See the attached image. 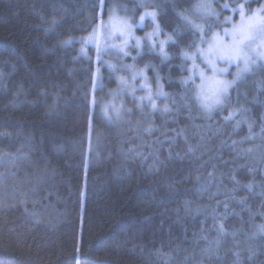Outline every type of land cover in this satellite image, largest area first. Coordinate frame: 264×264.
<instances>
[{"label":"trees","instance_id":"1","mask_svg":"<svg viewBox=\"0 0 264 264\" xmlns=\"http://www.w3.org/2000/svg\"><path fill=\"white\" fill-rule=\"evenodd\" d=\"M141 1L104 0L101 17V0H0V264H264V70L203 112L179 81L197 0H154L176 41L136 61L169 110L133 102L113 121L93 104L116 81L93 89L79 39L116 7L135 22Z\"/></svg>","mask_w":264,"mask_h":264},{"label":"rangeland","instance_id":"2","mask_svg":"<svg viewBox=\"0 0 264 264\" xmlns=\"http://www.w3.org/2000/svg\"><path fill=\"white\" fill-rule=\"evenodd\" d=\"M215 1L216 0H197L193 3V7L180 13L181 18L183 16L188 19L185 20L182 18V24L179 26V31H183L185 28H191L194 31L196 30L198 42L193 50L184 49L181 52L180 56L182 57V60H184L182 70L184 72V76L180 77L179 81L183 83L185 88H189V86L190 88H193L196 97L197 92L200 90L199 86L201 85H203V90L206 94L212 95L219 87L217 83L218 81H234L231 85V87H233L237 83L243 81L246 76H251L252 73L258 75L264 70V30L259 29L256 18H254V22H257V29L253 31L251 39L247 40L245 44L241 46L243 54L246 55L249 60L248 70H244L245 62L243 58L239 60L232 59L231 61L219 58V56L224 53L234 54L232 32L234 25H240L241 23V12L239 10L241 5L244 6L247 20V17H252L254 13H258V16H264V12L258 11L264 8V0L259 8H255L249 13L247 12L245 5L248 0H243V2L238 5L235 3L232 5L226 2L225 4L228 5V8L225 9L222 7L223 12L228 11L226 15L221 14L223 12L215 6ZM142 3L144 4L143 10L135 22L130 16H128L129 13H125L126 15H124L122 14L123 12L119 13V9L117 7L113 8L105 20L100 21L88 35L79 39L78 42L81 49H84V55L85 53L90 55L91 49L95 54V56H93V60L96 65L92 80L93 89L98 90L103 88L105 77L108 79L114 78L116 81L115 87H107L103 92L92 94V100L95 99V104H98L102 115L113 121H116V119L121 116L123 111L131 109V104L133 102L138 104V106L135 105V107L139 109L146 106L151 112L155 111L165 113V107L169 110L168 101L175 100V96L169 94L165 90L163 84L160 83L159 78L149 71L151 64H148V67H146V65L140 67L138 63H136L142 55L147 53H154L163 60V57L160 55V41L167 40L169 36L176 41L174 35L167 34L159 24L158 15L160 14V7L158 4L154 0H142L141 4ZM200 5H208L209 7H199ZM234 8L237 9V11L234 12ZM145 12H155V22H153L151 17H146L142 21L141 17ZM226 18L230 19L226 20ZM124 21L133 25L132 36L134 38L129 42L131 46L124 49V51L128 52L127 56L124 55L123 51H121L119 47L122 45L124 40V36L120 34L121 31H123ZM213 21L218 22L221 27L210 30L209 27L211 26L208 25H212ZM101 24L104 25L103 28L101 27ZM156 24L159 25L160 29H162L158 36L154 38L156 48L154 50L152 49L151 45L153 41L151 40H143L142 46L137 47L135 37L144 38L147 34L153 32ZM193 25H198L200 28H194ZM226 30L228 32L227 35L225 34ZM237 36L239 38V33ZM213 37H216V39L214 40ZM86 40H90V42L87 44L84 43ZM170 43L172 42L170 41L165 46L168 59L170 58V54L168 53L167 48ZM209 44L214 45L212 55H208ZM98 47L101 49L99 58ZM201 50L205 53L204 56L200 54ZM184 53H188L189 56L195 54L194 60L185 58L183 55ZM133 57H135V59H133ZM208 59H211L213 64H209L207 62ZM194 63L196 65L195 68L193 67ZM133 72L141 74L137 75L135 80H133ZM201 72L204 73L203 80L201 79ZM238 73L239 76L237 75ZM190 76L192 79H188ZM145 77L147 80H145ZM94 78L96 85H98L95 88L93 83ZM185 81H187V83H185ZM231 87L228 88L226 96L223 97L222 104L215 106L210 112H206L197 100L203 112L209 114L214 110L223 107L229 96ZM133 88H135L134 92L132 91ZM148 88H151V100L142 101L141 97H146L149 94ZM161 91L166 95H159V92ZM136 98H139V100ZM153 103L156 105V110H153L152 108ZM116 109H119V111L117 112ZM259 147H261V145L257 148ZM262 234H264V227L261 224L252 227L250 232L251 237L256 238Z\"/></svg>","mask_w":264,"mask_h":264},{"label":"snow or ice","instance_id":"3","mask_svg":"<svg viewBox=\"0 0 264 264\" xmlns=\"http://www.w3.org/2000/svg\"><path fill=\"white\" fill-rule=\"evenodd\" d=\"M103 5H104V0H101V17L103 16ZM141 6L143 7L144 4L142 3ZM199 7H209V6L208 5H200ZM222 7L226 9V8H228V5L225 4V5H222ZM239 10L241 12V23H240V25H234L233 32H232L234 54L224 53V54H221L219 56V58L224 59V60H228V61H231L232 59L239 60V59L243 58L244 62H245V69L244 70L247 71L248 65H249V60H248V57L243 54L241 46H243L247 40L251 39L253 31L257 29V22H258L259 29L264 30V16H258V13H254L252 17H247V20H246V12L244 10V6L241 5ZM233 11L235 12V11H237V9L234 8ZM258 11L264 12V8H262ZM146 17H151L153 22H155L156 13L155 12H145L144 15L141 17V20L143 21ZM182 18L185 20L188 19L187 17H183V16H182ZM254 18H256L257 22H254ZM227 19H230V18H226V20ZM123 25H124L123 31H121L120 34L122 36H124V40H123L122 45H120L119 47H120L121 51H123L124 55L127 56L128 52L124 51V49L131 46L129 42L131 39L134 38L132 36L133 25L128 24L127 21H124ZM101 27L103 28L104 25L101 24ZM193 27L197 28V29L200 28V26H198V25H193ZM161 31H162V29H160L158 24H156V27L153 29V32L147 34L144 38L135 37L136 46L141 47L143 40H151V41H153L151 47L154 50L156 48L154 38L156 36H158V34ZM201 31H202V29H201ZM238 33H239V38L237 36ZM225 34L226 35L228 34L227 30L225 31ZM213 39L215 40L216 37H213ZM170 41L172 43H175V41L172 39V37L169 36L167 38V40L160 41V44H159L160 55L165 60L168 59V54L165 51V46ZM89 42H90V40L84 41V43H86V44ZM202 42H203V39H202ZM65 43H67V42H65ZM213 48H214V45L209 44L208 55L213 54ZM81 52L84 53L83 48L81 49ZM100 52H101V49H99V47H98V58H99ZM200 54L202 56L205 55V53L202 50L200 51ZM183 55L187 59H193L194 60L195 54H193L192 56H189L188 53H184ZM133 59H135V57H133ZM206 59H207V57H206ZM207 62L209 64H213V61L211 59H208ZM148 66L149 65H146V67H148ZM129 67H131V66H129ZM193 67L194 68L196 67L195 63L193 64ZM220 71H224V70H220ZM139 74H141V73L133 72V77H132L133 80H135L136 76ZM200 75H201V79L203 80L204 79V73L201 72ZM237 75L239 76V73ZM188 79H192V77L190 76ZM145 80H147L146 77H145ZM93 83H94V88L98 86V85H96L95 78H94ZM185 83H187V81H185ZM217 83H218L219 87L215 90V92L212 95H208L204 92L203 85L199 86L200 90L197 92L196 98L200 102L201 107L204 108L206 112H210L215 106L222 104L223 97L226 96L228 88L231 87V85H232V83H234V81L233 82L218 81ZM145 86H147V85H145ZM132 91L134 92L135 88H133ZM148 93H149L148 96L141 97L142 101L143 100H151V96H152L151 88H148ZM159 95H166V94L161 91V92H159ZM95 103H96V101L94 99L93 104H95ZM152 108H153V110H156L155 103L152 104ZM116 111L118 112L119 109H116ZM164 111H168L167 107H165ZM234 115H235V113H230L229 116L226 117L225 119H231ZM146 131H150V129H146ZM249 187H251V185H249Z\"/></svg>","mask_w":264,"mask_h":264}]
</instances>
